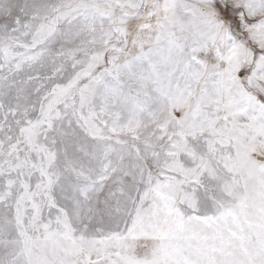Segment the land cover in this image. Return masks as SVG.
I'll return each instance as SVG.
<instances>
[{
  "label": "snow or ice",
  "instance_id": "1",
  "mask_svg": "<svg viewBox=\"0 0 264 264\" xmlns=\"http://www.w3.org/2000/svg\"><path fill=\"white\" fill-rule=\"evenodd\" d=\"M0 264H264V0H0Z\"/></svg>",
  "mask_w": 264,
  "mask_h": 264
}]
</instances>
